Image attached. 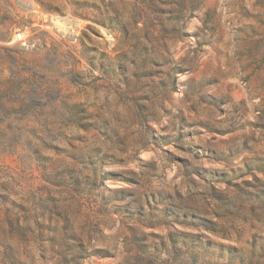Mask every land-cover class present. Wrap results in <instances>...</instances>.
I'll use <instances>...</instances> for the list:
<instances>
[{"label":"rangeland","instance_id":"374dc122","mask_svg":"<svg viewBox=\"0 0 264 264\" xmlns=\"http://www.w3.org/2000/svg\"><path fill=\"white\" fill-rule=\"evenodd\" d=\"M0 264H264V0H0Z\"/></svg>","mask_w":264,"mask_h":264},{"label":"trees","instance_id":"16d2710c","mask_svg":"<svg viewBox=\"0 0 264 264\" xmlns=\"http://www.w3.org/2000/svg\"><path fill=\"white\" fill-rule=\"evenodd\" d=\"M173 16H174V18L180 17V13L175 14ZM179 21H180V19H179ZM117 24H120V23H117ZM120 26L121 27H114V28H116V29L118 28L119 32H121V34L124 35L125 30H126V26L124 27V24H121ZM133 26H134L136 31L143 34V37L146 35L144 26L138 27L137 22L133 23ZM142 47L144 50L143 55L147 54L149 52L154 54V51L148 50L147 46L143 45ZM155 53H156V51H155ZM156 54H158V53H156ZM154 56H155V54H154ZM137 60L138 59H136L135 61H137ZM149 63L154 65L155 64L154 59H151L148 62L146 61L145 58L142 60L139 59L138 62L134 64V67H135L134 72H131L130 74L128 73V69L126 67L120 66V65L117 66V69L121 70V79L118 83V88L122 89L123 94L126 96H129L130 94H132V97H129L128 99H129V101L133 102V104L135 105L134 107L136 108L138 115H140V117H142V119H144V120H147L149 117L154 118L156 116V113L154 111L147 113L148 111L145 110V108H147V107H145L144 105H140V103L138 102L139 97L133 95L135 93V91L133 89L137 85L136 84L132 85L133 84L132 81L136 80V83H137L139 80L148 79L149 83H151V84L154 83L153 79L151 80V78L154 75L146 67V65ZM170 66L171 67L169 69H167V71H163L160 73L161 77L156 82L157 87L160 88V92L154 93L153 91H151L150 94H152V95L148 96L146 98L148 101H151V99H153L155 97V99H157L156 101H158V100L160 101V103H161L160 108L161 109H163L162 108L164 105L163 103L166 101L164 96L168 92H172L174 90L175 85H176V81H177L176 74L178 73L177 72L178 67L173 66L172 63H170ZM122 84L124 87H121ZM159 94H162V95L160 96ZM67 114H68V119H67L66 123L71 124V123L78 122V121H76L77 116L79 114V112L77 111V108H75V107L68 108ZM100 153H101L100 149L96 150V152H95L96 155H99ZM248 168H250V167H248ZM88 184L94 185L95 182L91 181V183H88ZM114 193L116 194L117 192H114ZM189 219L192 222H197L198 224H200L201 227H203L205 230H207L211 233H215V229L213 228L214 224L211 221L202 220V219L196 217L195 215L191 216ZM66 225L69 229H71L69 223H67ZM67 239L69 240V242H73V245H74V243L77 244L76 245L77 250H75V249L73 250L72 245H69L68 254L71 255L70 262H73L76 258H82V256H84L83 254H85V249H84V245L82 242V237L74 236L72 232H69Z\"/></svg>","mask_w":264,"mask_h":264},{"label":"bare ground","instance_id":"6f19581e","mask_svg":"<svg viewBox=\"0 0 264 264\" xmlns=\"http://www.w3.org/2000/svg\"><path fill=\"white\" fill-rule=\"evenodd\" d=\"M51 23H52L53 28L55 30H57L58 32H60L59 31L60 27H64L66 29V31H65L66 35L69 36V35H71V31L75 27L74 24L76 23V21L74 19H71V18H66V19L52 18Z\"/></svg>","mask_w":264,"mask_h":264},{"label":"built area","instance_id":"2783aa9c","mask_svg":"<svg viewBox=\"0 0 264 264\" xmlns=\"http://www.w3.org/2000/svg\"><path fill=\"white\" fill-rule=\"evenodd\" d=\"M16 39H17V40H21V39H22V35H21V34H17V35H16Z\"/></svg>","mask_w":264,"mask_h":264},{"label":"water","instance_id":"95a60500","mask_svg":"<svg viewBox=\"0 0 264 264\" xmlns=\"http://www.w3.org/2000/svg\"><path fill=\"white\" fill-rule=\"evenodd\" d=\"M169 50H171V46H169Z\"/></svg>","mask_w":264,"mask_h":264}]
</instances>
